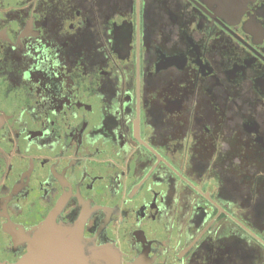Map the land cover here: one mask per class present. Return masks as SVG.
Instances as JSON below:
<instances>
[{"label": "flooded vegetation", "instance_id": "af4514ba", "mask_svg": "<svg viewBox=\"0 0 264 264\" xmlns=\"http://www.w3.org/2000/svg\"><path fill=\"white\" fill-rule=\"evenodd\" d=\"M0 264H264V0H0Z\"/></svg>", "mask_w": 264, "mask_h": 264}]
</instances>
